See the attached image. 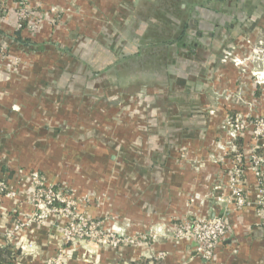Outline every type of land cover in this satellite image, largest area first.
<instances>
[{"label":"crops","instance_id":"0c3cea01","mask_svg":"<svg viewBox=\"0 0 264 264\" xmlns=\"http://www.w3.org/2000/svg\"><path fill=\"white\" fill-rule=\"evenodd\" d=\"M4 1L0 179L13 196L0 194V248L11 247L10 264L59 254L63 264H264L261 0L180 4L184 33L163 43L142 37L136 0H24L33 16L14 40L18 3ZM236 155L239 210L228 184ZM34 174L128 242L64 243L56 216L15 229L34 214ZM217 216L229 231L210 260L170 237L177 222Z\"/></svg>","mask_w":264,"mask_h":264},{"label":"built area","instance_id":"2783aa9c","mask_svg":"<svg viewBox=\"0 0 264 264\" xmlns=\"http://www.w3.org/2000/svg\"><path fill=\"white\" fill-rule=\"evenodd\" d=\"M18 6L15 8V18L17 27L24 22H30L29 19L33 14L26 6V1L16 0ZM7 13V7L4 0H0V19ZM7 45H0V58L5 54ZM241 124L235 123L238 129ZM254 135L264 136V120L258 119L254 124ZM235 168L228 173V184L231 190V196L236 209H242L247 203L243 189L240 185L241 177V157L236 155ZM6 184L0 179V194H5ZM13 196L11 192L6 193ZM29 199L35 207L34 214L30 219L23 222H17L15 229L26 225L29 221H35L39 224H46L50 216H56L63 220L61 227L62 239L64 243H76L78 241H91L98 245H118L127 243L128 240L115 235L108 229H104L102 222L95 218H90L76 209L77 204L74 199L68 195V192L62 188H54L48 185L37 174L31 178V194ZM259 214L264 219V193L259 199ZM229 227L223 216L212 218H187L181 222L175 223L170 231V237L173 240H193L195 243L194 252L196 256L210 260L213 257L214 249L222 238L228 233ZM63 255L59 254L54 261L55 264H63ZM158 258H161L158 256Z\"/></svg>","mask_w":264,"mask_h":264},{"label":"rangeland","instance_id":"374dc122","mask_svg":"<svg viewBox=\"0 0 264 264\" xmlns=\"http://www.w3.org/2000/svg\"><path fill=\"white\" fill-rule=\"evenodd\" d=\"M180 3L202 4L204 3V0H136L134 5L136 4L138 7L134 13V17L136 24H138V26L141 25L144 28L142 30V37L149 42H163L172 41L174 38L179 36L180 32L184 33L182 32V25L185 21L186 14L183 12V10L179 9ZM243 3L246 5L245 0ZM261 3V18L264 19V0H261ZM124 32L125 30L121 32L122 35ZM255 45L257 47H261V51L264 50L263 43H256ZM255 45H253L250 51L253 50V52H258L260 50L254 49ZM90 48L92 49V45ZM7 51L8 49L6 48L5 53H7ZM89 52L91 53V50H89ZM149 54L154 55L155 51L151 50ZM84 62L87 65L89 64L92 66V57L87 58Z\"/></svg>","mask_w":264,"mask_h":264},{"label":"trees","instance_id":"16d2710c","mask_svg":"<svg viewBox=\"0 0 264 264\" xmlns=\"http://www.w3.org/2000/svg\"><path fill=\"white\" fill-rule=\"evenodd\" d=\"M180 4H183V3H180ZM185 21H186V19H185ZM185 21L183 22V25H182V28H183L182 32H184V25L186 26ZM26 25H27V22H24V23L21 24V26L17 27L16 33H15L16 36L14 37V40L19 38L20 31L22 29H24L26 27ZM182 34L183 33L180 32L179 36H182ZM163 42H161V43H163ZM153 46L157 47V45H155V44ZM154 49H155L154 51H156V48H154ZM57 187L58 186L54 185V188H57ZM11 256H12V250H11V247H9V245H6V246L0 248V264H10V260L9 259H10Z\"/></svg>","mask_w":264,"mask_h":264}]
</instances>
